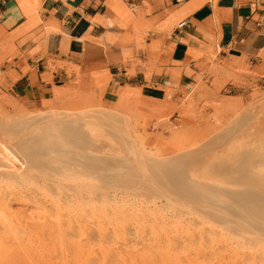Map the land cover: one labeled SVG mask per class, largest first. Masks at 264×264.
<instances>
[{
  "label": "rangeland",
  "instance_id": "1",
  "mask_svg": "<svg viewBox=\"0 0 264 264\" xmlns=\"http://www.w3.org/2000/svg\"><path fill=\"white\" fill-rule=\"evenodd\" d=\"M260 56L264 59V48ZM198 66L200 73L195 75V82L186 87L166 86L165 99L155 109L142 106L139 89L130 85L120 88L110 100L105 99L104 88H97L87 74L76 70L74 78L56 89L46 104L26 106L3 89L0 72V158L4 157L0 165V264H100L96 258L99 248L94 238L85 235L86 231L91 229L94 234L105 229L112 231L124 217L127 222L133 220L141 225L139 229L147 231L143 234L152 233L154 239L173 235L167 227L161 231L163 221H159L165 218L164 209L145 199V193L139 189L143 183L139 178L132 182L135 183L129 191L132 194L116 196L119 202L105 199L106 202L98 203L81 199L83 194L76 192L77 199L69 202L63 211H54L61 213L58 224L45 220L32 205V200L38 199L42 206L46 203L50 207L48 193H58L47 182L54 179L58 183L73 179L71 183L77 189L84 185L80 188L83 192L88 174L96 172L101 166L99 160L108 161L114 152L120 155H115L117 160L112 157L111 163H103L114 174L125 176L132 172L135 178L148 174L161 178L173 175L189 182L187 176L192 172L212 178L218 166L227 164L229 159H234H231L233 164L246 162L254 152L264 150V61L252 65L244 58L219 59L210 49L206 61ZM106 120L121 126L123 130L117 128L121 133L126 132L130 141L125 138L123 146H116L113 135L105 132L108 131ZM189 148L196 151L181 155ZM134 150L146 152L151 159L136 163ZM101 151L104 153L99 154ZM57 199L63 206V197ZM145 201H150V206ZM116 210L120 218H115ZM110 221H114L112 227ZM179 226L176 231L190 230L185 224ZM153 243L149 239L137 251L123 249V255L129 254L121 263L149 264L153 254V263L158 261L157 253L148 252L153 250L149 249ZM232 263L240 264V258Z\"/></svg>",
  "mask_w": 264,
  "mask_h": 264
},
{
  "label": "crops",
  "instance_id": "2",
  "mask_svg": "<svg viewBox=\"0 0 264 264\" xmlns=\"http://www.w3.org/2000/svg\"><path fill=\"white\" fill-rule=\"evenodd\" d=\"M195 2L0 0L3 89L43 106L76 70L104 88L105 99L130 85L155 109L163 82L193 84L210 49L219 59L264 61V0H204L188 10Z\"/></svg>",
  "mask_w": 264,
  "mask_h": 264
},
{
  "label": "bare ground",
  "instance_id": "3",
  "mask_svg": "<svg viewBox=\"0 0 264 264\" xmlns=\"http://www.w3.org/2000/svg\"><path fill=\"white\" fill-rule=\"evenodd\" d=\"M203 1L204 0H197V2L193 3L188 10L196 7ZM106 121L107 128L105 127V130L108 131L105 132H107L108 135H113L114 139H116V146L118 145L120 148L122 144L124 145V142H126L125 138L127 139V142L130 141L128 139V134H126V132L121 133L117 128H121V126L113 123L111 120ZM121 130L123 129L121 128ZM126 135L127 137H124ZM132 145L134 146V144ZM190 145L191 144L189 143V146ZM109 147H112V145ZM195 151V148H189L181 155L193 153ZM142 152L143 151L138 150H134L133 152L135 155L134 157L136 158L134 160L138 164L148 162L149 156L145 155L146 152L144 154ZM98 153L102 154L104 152L101 151ZM115 155L118 157L120 156L118 155V152H114L111 154L113 157L111 158L117 160ZM0 157L2 156L0 155ZM3 158H0V165L3 163ZM110 159L108 161H103V159L99 160L101 161V166H98L97 169H95L96 172L88 174L90 178L88 177V182L85 180V190L83 192H80V190H83L80 188L84 187V185L77 189L76 186L71 183L73 179L68 180V178L60 183H58L59 181L57 179H54L53 181H48L47 184H49L52 189L54 186L56 193L58 194L55 195L53 193H48L51 201L50 207L48 206L49 208L45 206L46 203L42 206V203L40 204V200L38 199L32 200V205L40 210L39 214L42 215L45 220L55 221L58 224L61 223V213L54 211H63V208L66 207L69 202L72 203L73 199H77L75 196L76 192L79 191L78 193L83 194L81 199L97 200L95 202L98 203H102L106 199L111 203H114V201L117 200L116 196L118 194L122 197V195L130 193L129 191L132 190L131 187L135 185V183L132 184V182H136L139 178L143 182L141 186H139V189H141V193H145V199L151 200V203L149 201L150 204H155L164 209L165 218L163 220L159 219V222L163 221L161 231H165V227H167L168 229H171L170 231L173 235L170 233L172 236L170 235L169 238L167 236L163 238L155 237L157 239H154L152 233L150 235L148 233L143 234L147 231L143 232L140 230L139 226L141 225L138 226L136 225L137 223L134 224L133 220L132 222H127L125 217L121 219L120 215H118L119 212L116 210L115 212H117V216L115 218H120L121 222H118L117 225L113 224L114 230L108 231L105 229L94 234V231L89 229L85 234L87 237L95 239V245L99 248V250H97L99 251V255L97 253L96 258L100 261V264H122L124 259H128L127 255L129 254L128 252L127 255H123V249L132 248L137 251L141 249L140 246H143L144 242H149V239L154 240V243L151 245L152 248H149L153 250L148 252L151 254L152 252L157 254L160 253L158 256L156 254L155 258L157 257V260L160 261L161 264H234L232 261L238 258H240V264H264V150L254 152V154L251 155V158L247 161L245 160L246 162L233 164L234 161L232 160L234 159H229L227 164L225 163L222 166H218V169L212 173V178L206 175L197 176V172H192L190 177L187 176V179L190 180L189 182H184L185 179L183 180L179 176L173 175L163 178L153 175L150 176V174L139 175V177L135 178L136 176L132 174V172L131 174L127 173L125 176L117 175L111 170H106L107 166L103 165V163H111L112 160ZM230 160L232 163H229ZM197 179L199 182H197ZM208 179H211L212 181H209ZM49 190L48 192L51 191ZM139 195L143 196V194ZM57 196L63 197V201L65 202L63 203V206L60 205ZM145 202L148 203L147 201ZM129 203L131 204L132 202ZM129 203L127 205H130ZM78 204H80V202H78ZM107 205L108 204L106 203V206ZM105 211L108 210L105 209ZM89 214L90 213H88V215ZM91 217H93V215ZM105 219H108L107 216ZM143 220L145 219L143 218ZM102 221L100 222L102 223ZM113 222L110 221L109 225L111 226V223ZM183 224L187 225L190 229H188V233H184L185 231L182 233L180 229L179 231H176L177 226ZM108 229L110 230V228ZM237 252L240 254L239 257H237ZM153 255L151 257H153ZM151 257H148L150 259H148V263L150 262L149 264L158 262L154 260L153 263V258L151 259ZM132 259H130L129 262H131ZM126 262L127 261H125V263ZM139 264L141 263L139 262Z\"/></svg>",
  "mask_w": 264,
  "mask_h": 264
},
{
  "label": "built area",
  "instance_id": "4",
  "mask_svg": "<svg viewBox=\"0 0 264 264\" xmlns=\"http://www.w3.org/2000/svg\"><path fill=\"white\" fill-rule=\"evenodd\" d=\"M185 23H186V22H185L184 20L181 21V22H178L177 27H181V26H183ZM163 83H164V85H166V86H170V82L167 81V80L164 81Z\"/></svg>",
  "mask_w": 264,
  "mask_h": 264
}]
</instances>
